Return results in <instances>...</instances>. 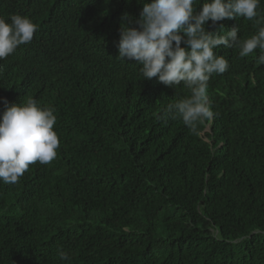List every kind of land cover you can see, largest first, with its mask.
<instances>
[{"label": "trees", "instance_id": "trees-1", "mask_svg": "<svg viewBox=\"0 0 264 264\" xmlns=\"http://www.w3.org/2000/svg\"><path fill=\"white\" fill-rule=\"evenodd\" d=\"M142 8L139 0H0V17L38 26L30 44L0 61V113L3 98L54 107L60 139L50 164L0 182V264H264L260 51L214 50L229 68L210 78L216 115L193 134L180 119H157L188 90L144 80L141 65L117 58L121 18ZM221 24L242 38L258 27L241 18L206 28Z\"/></svg>", "mask_w": 264, "mask_h": 264}, {"label": "clouds", "instance_id": "clouds-1", "mask_svg": "<svg viewBox=\"0 0 264 264\" xmlns=\"http://www.w3.org/2000/svg\"><path fill=\"white\" fill-rule=\"evenodd\" d=\"M143 8L139 17L124 13L117 58L141 65L144 80L157 78L159 83L188 90L189 95L169 103L157 117L165 123L182 120L196 134L198 126L214 118L209 103L208 86L213 74L222 75L229 68L224 56L215 53L223 46L236 48L241 58L259 49L257 63L264 65V10L261 0H139ZM199 5V10H197ZM253 21L257 31L242 38L239 27L226 29L223 24L215 31L213 25L224 19ZM9 23L0 17V61L13 55L18 47L30 44L38 26L27 16L14 14ZM185 46H181V45ZM0 113V182L17 184L30 165L50 164L60 147L54 130L57 117L51 106L41 107L35 99L9 106ZM62 261H69L68 252L60 250Z\"/></svg>", "mask_w": 264, "mask_h": 264}]
</instances>
